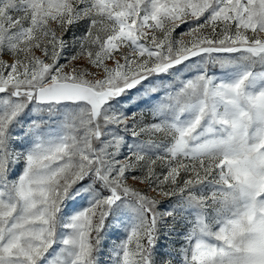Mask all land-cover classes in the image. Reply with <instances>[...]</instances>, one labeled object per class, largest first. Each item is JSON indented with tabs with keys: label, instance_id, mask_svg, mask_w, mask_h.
I'll return each instance as SVG.
<instances>
[{
	"label": "snow or ice",
	"instance_id": "snow-or-ice-1",
	"mask_svg": "<svg viewBox=\"0 0 264 264\" xmlns=\"http://www.w3.org/2000/svg\"><path fill=\"white\" fill-rule=\"evenodd\" d=\"M0 264H264V0H0Z\"/></svg>",
	"mask_w": 264,
	"mask_h": 264
},
{
	"label": "rangeland",
	"instance_id": "rangeland-1",
	"mask_svg": "<svg viewBox=\"0 0 264 264\" xmlns=\"http://www.w3.org/2000/svg\"><path fill=\"white\" fill-rule=\"evenodd\" d=\"M184 31H186V27L185 26H182L180 29L177 30L176 35H179L181 32H184ZM213 71H217L218 72L219 71V68L217 67V68L213 69ZM106 231L109 232L110 235H109V238L106 240L105 245H104L105 251H107V249H108V247H110L112 241L113 240H116L117 237H118V235L120 234L115 229H106Z\"/></svg>",
	"mask_w": 264,
	"mask_h": 264
}]
</instances>
